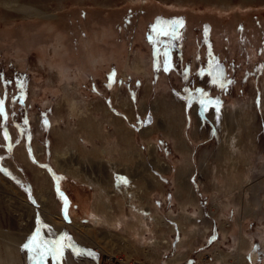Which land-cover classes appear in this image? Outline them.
Masks as SVG:
<instances>
[{"label":"rangeland","instance_id":"obj_1","mask_svg":"<svg viewBox=\"0 0 264 264\" xmlns=\"http://www.w3.org/2000/svg\"><path fill=\"white\" fill-rule=\"evenodd\" d=\"M156 15L182 17L185 46L203 60L202 44L211 38L222 61L216 80L225 85H210L203 71L194 81L201 85L196 96L212 103L188 100L191 92L179 79L157 76L149 97L138 101L147 82L131 64L141 69L146 61L147 26ZM123 17L134 25L125 31L132 38L120 39L113 29ZM112 48L114 57L127 56L112 60ZM138 50L142 61L132 62L130 53ZM90 58L99 60L100 73L111 63L119 70L127 64L131 69L122 74L133 78L122 85L114 70L105 82L101 75L80 77ZM263 68L264 0H0V264H118L113 257L124 256L175 264L184 239L193 241L184 264L213 258L264 264ZM20 73L28 79L22 104L15 89ZM21 112L27 126L14 127ZM89 119L91 130L82 123ZM62 132L78 145L69 147L75 157L64 160L71 173L79 165L78 178L51 162L52 150L68 144L60 142ZM42 195L50 202L39 203ZM186 206L193 207L192 223ZM45 208L62 224L47 220ZM138 233L145 249L130 240ZM11 234L18 243L7 240Z\"/></svg>","mask_w":264,"mask_h":264},{"label":"crops","instance_id":"obj_2","mask_svg":"<svg viewBox=\"0 0 264 264\" xmlns=\"http://www.w3.org/2000/svg\"><path fill=\"white\" fill-rule=\"evenodd\" d=\"M158 16H163V15H156L155 17H154V19L156 18V17H158ZM163 17H165V16H163ZM172 17V16H171ZM166 18H169V17H166ZM154 21V20H153ZM120 22H121V25L120 24H116L115 25V27L113 28V29H115L114 31H115V33H117L116 35H118V37L121 39L122 38V36L125 34V36H127L128 35V37H131L132 38V35H133V32H130V33H125V31H127V30H129V31H133V29H134V25H132V22L130 21V18H128V17H123L122 19H120ZM150 24V23H149ZM148 24V25H149ZM186 25V24H185ZM148 27V26H147ZM146 35H147V31H146ZM188 37V34L186 33V30L183 32V38H184V40L185 41H183V43H182V45H176L174 48L172 47V46H166V45H164V46H162L160 49V51H162L161 52V54H160V56H159V59H158V63H157V68H158V70H155V67H154V53H153V49L151 48V46H150V44H149V50L147 51V57H146V61H143L142 62V64H141V69H140V67L139 66H137L136 68H138L139 69V71L138 72H140V74L142 75V76H145V78H146V82H147V84L145 85V89L142 91L141 90V92H140V98H139V100L138 101H140V100H143L142 98V94H147V96L149 97V93L150 92H152V88H151V85H155L154 83V81L155 80H153V78H155L156 76H157V78H159L158 79V81L159 80H161L160 78H162V77H164V78H171V77H173V78H177V79H179L180 80V82H181V84L182 85H185L186 86V91H193L194 90V87H192V85L194 84L195 86H198V88L201 86L199 83H196V81H194V80H196V79H199V77H201V75H199L200 73H202V71L205 73H203L204 74V76L206 77V80H207V82L210 84V85H214L213 84V82H212V78H211V76H210V74H209V72H208V70L203 66V63H204V61H205V59L203 60L202 59V57L200 56V53L197 51H189L188 49H187V46H185V43H186V38ZM104 43V40L103 39H101V43ZM97 44V43H96ZM110 49V48H109ZM112 52V54H113V58H112V60L114 59V58H117L118 60H119V58L120 59H122V58H125L126 56H124L123 55V52H120V53H117V57H114V51H113V48L111 49V50H109V52ZM106 52L108 53V51L106 50ZM205 52V51H204ZM107 53H104V55L103 56H105V55H107ZM55 54L56 53H54V56H55ZM88 55V57H91L92 55H90V52L89 53H87ZM103 54V53H102ZM216 55L218 54V53H215ZM101 55V54H100ZM53 56V55H52ZM132 56V62L134 61L133 60V57H137L136 59H138L137 60V62H139V60L140 61H142V55H141V53H140V51L138 50V51H135V52H133V53H130V57ZM218 56V55H217ZM92 58V57H91ZM85 59V60H87V61H89V65H90V67H89V70H87V67L86 68H83V70H82V72H80V77L83 75V74H85V73H87L86 74V77L88 78V80H90V79H96L99 75H101L102 76V78H103V80H104V82L106 81V80H110L109 79V74H111L110 72L111 71H115L116 73H117V77L119 78V81H121V83H122V85L124 84V82H126V80L124 79L125 77L127 78V82H129V80H131L133 77H131V76H129V74H127V75H123L122 74V72H124V71H126V70H128V68H130V66L128 65L127 66V64H125V66H122L121 67V69L122 70H119L118 69V67H117V65L115 64V63H111L109 66H108V68L105 70V71H102L101 73L99 72V70H97V63L99 62V60L97 59V58H94V59ZM128 58V57H127ZM205 58H206V53H205ZM107 60V59H106ZM112 60H111V62H112ZM127 60V59H126ZM200 62H199V61ZM220 61V60H219ZM120 62V61H119ZM173 62H178L177 64H176V66H175V63H173ZM199 62V63H198ZM132 65V67H135L136 65L135 64H131ZM135 65V66H134ZM82 69V68H81ZM131 69V68H130ZM137 69V70H138ZM162 69H164V70H162ZM166 69H169V71L168 70H166ZM187 69V73H182V70L184 71V70H186ZM48 70V69H47ZM181 70V71H180ZM178 71H180V74H179V72ZM263 71H264V68H263ZM63 73H61L60 74V77L61 78H63V83H65V81H66V78H65V76L64 75H62ZM132 74V73H131ZM261 74H264V73H261ZM91 77H90V76ZM134 75V74H133ZM141 75H139L140 77L139 78H141V80L142 79H144V77H142ZM188 75V76H187ZM62 76H64V77H62ZM74 76H76V75H74ZM74 76H72L73 78L72 79H74L75 77ZM137 76V75H136ZM264 76V75H263ZM60 77H57V78H60ZM202 78V77H201ZM32 79V78H31ZM251 80L250 81H248V83L247 84H251V86H253L254 85V82H253V79L252 78H250ZM76 79H74V81H75ZM112 81V80H111ZM113 81H114V79H113ZM144 81V80H143ZM117 82H118V79H117ZM195 82V83H194ZM120 83V82H119ZM120 83V84H121ZM203 84H206V81H205V83H203ZM189 86H191V87H189ZM144 88V87H143ZM197 88V87H196ZM152 94V93H151ZM153 95V94H152ZM176 95H177V93H176ZM178 95H182V94H178ZM183 99H185L184 97H183ZM139 104V103H138ZM139 106V105H138ZM134 118V116H132V119ZM203 128V127H202ZM201 128V129H202ZM203 130H204V133H206L207 132V130L205 129V128H203ZM195 133L194 134H197V131H194ZM203 133V134H204ZM161 140H163V141H165V142H167L166 141V139L165 138H163V139H161ZM191 209L193 210V207H190V206H186V208H185V210H187L188 211V216H191V218H190V223H192L193 222V214H194V212H191ZM75 210L74 209H72V211L71 212H74ZM220 212V210L218 211V213ZM112 223V222H111ZM230 224L231 225H234V226H236L237 225V221H235L234 222V220L232 221V222H230ZM161 227V226H160ZM165 229H167V228H165ZM140 231V230H139ZM160 231H162V232H160L162 235L161 236H167V237H169V231H166V230H163V229H161ZM138 235V239L136 238V237H131L130 238V240L132 239H134V240H138L137 241V246H139L140 248H143V249H145V245H144V243H143V241H141L140 240V238L139 237H141V236H145V233H143L142 234V232H140V235L141 236H139V233L137 234ZM132 236V235H131ZM127 237V236H126ZM125 237V238H126ZM142 238V237H141ZM146 238V237H145ZM181 238H182V236H181ZM127 240H129V237H127L126 238ZM142 242V243H140V241ZM182 241V240H181ZM184 242H186V240L184 239ZM192 243H189V245H187L186 243H184V244H177V252L178 253H180V254H178L179 255V261H177L175 264H184L187 260H188V255H189V253H188V251H189V248L188 247H191L192 246V244H193V241H191ZM123 244H126L127 245V243L125 242V241H123ZM128 245H129V243H128ZM127 251H129V250H127ZM186 253H188V254H186ZM184 254H186L185 256H183ZM164 254H162L161 256H160V259H162L164 256H163ZM137 257H140V255L137 253ZM207 258H208V255L205 253L204 255H203V259H202V263L205 261V262H208L207 261ZM157 259V258H156ZM170 259V258H169ZM169 259H167L166 261H168ZM158 260H159V258H158ZM149 262H154V260L153 259H150V260H148ZM195 261L196 260H194L193 261V264H195ZM198 261V260H197ZM227 261V260H226ZM214 258H213V261H212V263L211 264H225V263H221V262H214Z\"/></svg>","mask_w":264,"mask_h":264},{"label":"trees","instance_id":"obj_3","mask_svg":"<svg viewBox=\"0 0 264 264\" xmlns=\"http://www.w3.org/2000/svg\"><path fill=\"white\" fill-rule=\"evenodd\" d=\"M184 19L182 17H161L158 16L154 19V21L152 23H150L147 27V37L150 39V46L153 49V55H154V67L155 70H158L157 68V63H158V59L159 56L161 54L162 51H160L161 47L164 46L162 45V40L163 37H170V36H174L176 38L177 41V45H182L183 43V32H184ZM168 38L167 41L169 44H165L166 46H170V42H169ZM218 65V64H217ZM217 65H215V67H213L212 69H208V72L212 78V82L214 85L216 86H221V85H225V83H220L219 81H217V76L219 74V69L217 68ZM262 72V70H261ZM182 73H187V69L182 71ZM16 78L15 81H17L15 83V89H16V96H17V101L18 103L22 104L24 103L25 99H26V90H27V77L24 74H15ZM188 76V75H187ZM199 90V88L194 89L193 91H190L191 94L194 97L190 98L188 95V97L186 99L188 100H193V101H199L200 103H202L203 105L205 103L208 102H213L215 99L212 97H209L207 95H200V96H196L197 91ZM19 118V119H18ZM12 123L13 126L18 127L19 126V122L22 125H27L26 122V118L24 113L21 112V114L19 113L18 115H14L12 118Z\"/></svg>","mask_w":264,"mask_h":264},{"label":"bare ground","instance_id":"obj_4","mask_svg":"<svg viewBox=\"0 0 264 264\" xmlns=\"http://www.w3.org/2000/svg\"><path fill=\"white\" fill-rule=\"evenodd\" d=\"M138 65L136 64V66L135 67H137ZM134 67V68H135ZM137 69V68H136ZM123 101H125L126 102V100H123ZM211 114H214V110H211ZM82 116H83V114H82ZM86 118V117H85ZM109 120H110V122L112 121V123H115L116 125H120L121 123H120V121L118 120V119H116V118H113L112 116L111 117H109L108 118ZM90 120V119H89ZM89 120H84V121H82V123H83V126L84 127H86L87 125H88V128L89 129H87V130H91V128H92V123H93V121H89ZM85 124H86V126H85ZM152 125L147 129V130H145L144 131V133H143V135L144 136H146V135H149L150 133H151V130H152ZM221 128H223V125H221ZM83 130H84V128H83ZM74 133V132H73ZM90 134V133H89ZM88 134V136H90ZM69 135H70V133H60V142H61V140H64V141H66V140H68V144L66 145V146H64V147H62V148H60L59 147V149H53L52 150V164H53V166L56 168V170H58L59 172H64L66 175H69V174H73V176L75 177V178H78V177H80L81 176V173H80V171H78V167H79V165H77V168H75L74 170V172H72L71 173V171H70V169H69V167L66 165L65 166V162H64V160L65 159H67L68 157L69 158H72V157H75V155H76V151H74V150H71V149H69V147L71 148L72 147V149L75 147V149H76V147H78V145L76 144V143H74V140L75 139H73V138H71V137H69ZM76 141V140H75ZM65 143V142H64ZM66 144V143H65ZM148 147H149V149H154V147L152 146V144H149L148 145ZM22 156V155H21ZM153 158H155L156 159V156H155V152H154V155H153ZM156 162H157V166H159V165H161L162 163L161 162H159V160H157L156 159ZM159 162V163H158ZM67 163V162H66ZM70 165H73V164H70ZM88 165V164H87ZM90 165V164H89ZM82 167H84V168H88V167H85V166H82ZM84 168H83V170H84ZM88 170V169H87ZM84 173H85V170L83 171ZM37 174H38V177L39 178H41L43 181H45V179H46V176L45 175H43V172L42 171H38V172H36ZM86 177V176H85ZM150 177V176H149ZM86 180H88L89 182H92L93 184H97V179L95 178L94 179V175H93V179H92V177H90L89 175L85 178ZM183 180V179H182ZM185 180H187V179H185ZM128 181V180H127ZM1 182V181H0ZM91 184V183H90ZM92 184V185H93ZM99 185V184H98ZM97 185V186H98ZM186 186H187V184H186ZM40 198V199H39ZM38 199H39V203L41 202V203H43V205L44 204H46V203H49L50 201H49V197H47V195H42V196H40ZM18 200H19V202H20V204H22V206H24L25 208H28V209H30L31 211H32V207H30L29 205H28V203L24 200V199H22V198H19L18 197ZM42 212H43V215H44V217L47 219V220H52V221H54V223L56 222V223H58V224H62L61 223V221H60V219H59V217L58 216H55V215H53V214H51L50 212H49V210H47L46 208L44 209V210H42ZM107 212H108V214H110L111 213V210H110V207L109 208H107ZM96 219H94L95 220V222H103V223H108L107 222V219H104V221H102V220H100L98 217H95ZM77 228V227H76ZM75 228V229H76ZM79 229V228H78ZM11 235H13V234H11ZM11 235H9V237H8V239L7 240H9V241H12V243H18L19 242V238L18 237H16V236H11ZM2 237V236H1ZM4 237V236H3ZM165 242V241H164ZM184 242V240H182V241H180V244H184L183 243ZM222 256L223 255H220L219 256V258H221L222 259ZM256 257V254L254 253V255H253V257L252 258H255ZM220 260V259H219ZM218 260V262H223V260H221V261H219ZM169 263V262H168ZM170 264V263H169ZM172 264V263H171Z\"/></svg>","mask_w":264,"mask_h":264},{"label":"flooded vegetation","instance_id":"obj_5","mask_svg":"<svg viewBox=\"0 0 264 264\" xmlns=\"http://www.w3.org/2000/svg\"><path fill=\"white\" fill-rule=\"evenodd\" d=\"M169 39L170 42V46H172L173 48L177 45V41L176 38L174 36H168V37H163L162 40V44L167 42V39ZM166 39V40H164ZM210 37H207V39L204 40L202 46L204 47L205 53H206V58L205 61L203 63V66L208 70V69H212L213 67H215V65L220 64V62H222L219 57L214 53L212 46L210 45L211 40ZM169 44V43H167ZM220 60V61H219ZM23 126V125H22ZM27 125H25L26 127ZM24 127H21V129H23ZM20 131V128L18 129V132Z\"/></svg>","mask_w":264,"mask_h":264},{"label":"built area","instance_id":"obj_6","mask_svg":"<svg viewBox=\"0 0 264 264\" xmlns=\"http://www.w3.org/2000/svg\"><path fill=\"white\" fill-rule=\"evenodd\" d=\"M114 260L118 263V264H144L143 262H141L138 259H127L126 256L124 257H113Z\"/></svg>","mask_w":264,"mask_h":264},{"label":"snow or ice","instance_id":"obj_7","mask_svg":"<svg viewBox=\"0 0 264 264\" xmlns=\"http://www.w3.org/2000/svg\"><path fill=\"white\" fill-rule=\"evenodd\" d=\"M0 115H3V101L0 100Z\"/></svg>","mask_w":264,"mask_h":264}]
</instances>
